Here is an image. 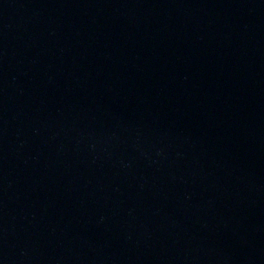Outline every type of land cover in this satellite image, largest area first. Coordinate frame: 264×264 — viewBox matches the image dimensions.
<instances>
[{
  "label": "water",
  "instance_id": "water-1",
  "mask_svg": "<svg viewBox=\"0 0 264 264\" xmlns=\"http://www.w3.org/2000/svg\"><path fill=\"white\" fill-rule=\"evenodd\" d=\"M0 264H264V0H0Z\"/></svg>",
  "mask_w": 264,
  "mask_h": 264
}]
</instances>
